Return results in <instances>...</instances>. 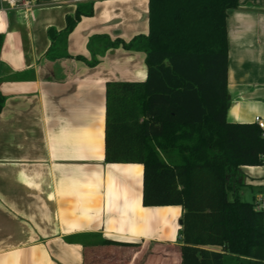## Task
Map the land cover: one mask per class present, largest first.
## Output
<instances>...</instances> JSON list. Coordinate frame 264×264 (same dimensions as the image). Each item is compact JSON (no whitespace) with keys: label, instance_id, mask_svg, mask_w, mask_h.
I'll use <instances>...</instances> for the list:
<instances>
[{"label":"crops","instance_id":"0c3cea01","mask_svg":"<svg viewBox=\"0 0 264 264\" xmlns=\"http://www.w3.org/2000/svg\"><path fill=\"white\" fill-rule=\"evenodd\" d=\"M87 1L0 0V264H181L183 207L144 205V165L105 158L107 83L146 80V52L113 47L90 64L92 36L148 34L149 0H92L94 14L52 44L49 29ZM227 25V118L256 122L264 0H240ZM245 186L253 201L264 192V164L232 175L234 193Z\"/></svg>","mask_w":264,"mask_h":264},{"label":"trees","instance_id":"16d2710c","mask_svg":"<svg viewBox=\"0 0 264 264\" xmlns=\"http://www.w3.org/2000/svg\"><path fill=\"white\" fill-rule=\"evenodd\" d=\"M239 6L149 0L148 34L89 41L92 65L113 47L146 52V80L107 83L105 158L144 165V205L183 207L181 264H264V211L232 187L242 165L264 164V128L227 118V20ZM93 14L92 0L79 4L63 30L49 29L52 44Z\"/></svg>","mask_w":264,"mask_h":264},{"label":"built area","instance_id":"2783aa9c","mask_svg":"<svg viewBox=\"0 0 264 264\" xmlns=\"http://www.w3.org/2000/svg\"><path fill=\"white\" fill-rule=\"evenodd\" d=\"M9 4L10 7H20L25 9L32 8L38 0H2ZM255 121L260 127L264 128V119L257 116ZM256 208L264 211V192L257 196L255 199Z\"/></svg>","mask_w":264,"mask_h":264},{"label":"rangeland","instance_id":"374dc122","mask_svg":"<svg viewBox=\"0 0 264 264\" xmlns=\"http://www.w3.org/2000/svg\"><path fill=\"white\" fill-rule=\"evenodd\" d=\"M253 191L249 186L242 187L240 190L239 196L242 200L253 201Z\"/></svg>","mask_w":264,"mask_h":264},{"label":"water","instance_id":"95a60500","mask_svg":"<svg viewBox=\"0 0 264 264\" xmlns=\"http://www.w3.org/2000/svg\"><path fill=\"white\" fill-rule=\"evenodd\" d=\"M229 98H230V96H229ZM180 222L182 223V220Z\"/></svg>","mask_w":264,"mask_h":264}]
</instances>
